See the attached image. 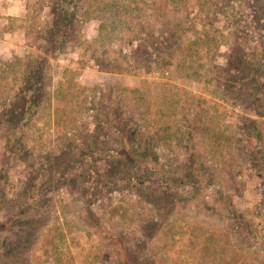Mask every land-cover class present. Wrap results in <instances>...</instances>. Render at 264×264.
Instances as JSON below:
<instances>
[{"label":"rangeland","instance_id":"1","mask_svg":"<svg viewBox=\"0 0 264 264\" xmlns=\"http://www.w3.org/2000/svg\"><path fill=\"white\" fill-rule=\"evenodd\" d=\"M150 35L183 45L161 74L133 51ZM238 45L264 84V0H0L5 260L264 264V94L232 100Z\"/></svg>","mask_w":264,"mask_h":264},{"label":"trees","instance_id":"2","mask_svg":"<svg viewBox=\"0 0 264 264\" xmlns=\"http://www.w3.org/2000/svg\"><path fill=\"white\" fill-rule=\"evenodd\" d=\"M215 3L212 1V3L210 4V6H208V9L213 7ZM150 41L147 42V44L144 47V52L143 54L140 52V48L134 49L133 51H135V53L140 57V60H138V63H144L148 62L150 64V67H148L147 71L149 73H155V74H161L163 71H161L164 67L166 69L170 68L173 64V58L175 56V53H177L178 51H180L182 48L180 40L178 39V36H175L176 38H174V42H172V44H166L164 45L161 42V37L157 36L154 37V35H150ZM163 38V37H162ZM146 40V39H145ZM155 40V41H154ZM151 41L155 42V45H153V43ZM235 41V40H234ZM152 43V48L150 47V44ZM157 46V47H156ZM155 47V48H154ZM238 48L236 49V51L234 52H230V56L227 57V64L224 67V72L225 75L224 78H228V82L233 84L235 87V91H230L231 96H232V100L235 102V104H241V106H243L244 108H249L250 105H248V102H250L251 100H255L256 98L260 99V97L264 94V84L263 83H257L255 81L256 78V72L257 71H253L251 65L248 66L247 64H245L246 60H242L243 54H242V49L243 46L238 45ZM233 53L235 54V59L233 61V59L231 58V55H233ZM156 66H159V71H154V68ZM30 68H27L25 70V74H23L22 77V92L24 93L23 96V104H24V109L21 110L23 114L22 115V119L23 120H27L30 117L26 114H30V110H31V106L32 103L34 102L36 96H37V91L35 89H29L26 87L27 83H30L31 80L33 79V81H36L39 79L40 83H42L43 81H41V79H43V71H42V66H29ZM228 84V83H227ZM231 87V86H230ZM40 89V88H39ZM38 89V90H39ZM113 91V90H112ZM262 92V93H260ZM9 102V99L7 98L6 100H3L0 103V110H6L5 112H7V103ZM238 102V103H237ZM256 103V102H254ZM260 102L258 101L257 106H259ZM4 112V111H3ZM255 112H257V109H255ZM259 113V112H257ZM261 114V113H259ZM128 118H130V114L127 115ZM27 118V119H26ZM4 120H2V118L0 119V125H3L5 122V117L3 118ZM13 121V119L11 120ZM183 136H185V134H183ZM126 135H121L122 138V153L121 154H125L127 160H131L135 163H139V161L134 160V156H131L129 154V151L127 150V145H126ZM128 141H130V144H133V136L130 135V137H128L127 139ZM137 142V141H136ZM152 143V142H151ZM139 150H141V152H145L146 151H150L152 150V148H140ZM117 152H115L116 154ZM144 153V154H145ZM148 153H152V152H148ZM118 154V153H117ZM121 154L119 155L120 158ZM143 154V158L145 157ZM153 154L157 155V153L154 152L153 150ZM116 158H118L116 156ZM155 158H157V156H155ZM125 160V161H127ZM136 161V162H135ZM141 166V164H140ZM156 167H159V165H157ZM156 168L153 169V171ZM139 174L138 172H136V176L133 175V177H131L132 180H137L139 179ZM128 180H130L128 178ZM155 208V207H154ZM155 221H158L157 218H152ZM5 248L1 251L0 253V264H10L8 262V260H5L6 256L5 255Z\"/></svg>","mask_w":264,"mask_h":264}]
</instances>
